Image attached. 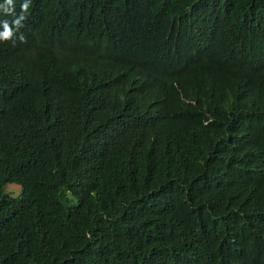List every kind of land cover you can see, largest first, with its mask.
<instances>
[{"label": "trees", "instance_id": "obj_1", "mask_svg": "<svg viewBox=\"0 0 264 264\" xmlns=\"http://www.w3.org/2000/svg\"><path fill=\"white\" fill-rule=\"evenodd\" d=\"M5 23L0 264H264V0H0Z\"/></svg>", "mask_w": 264, "mask_h": 264}, {"label": "clouds", "instance_id": "obj_2", "mask_svg": "<svg viewBox=\"0 0 264 264\" xmlns=\"http://www.w3.org/2000/svg\"><path fill=\"white\" fill-rule=\"evenodd\" d=\"M7 2L9 4H11V0H7ZM28 4L27 3H24L22 5V12H26L27 9H28ZM24 15H21L16 21H14V23L17 25V26H21L20 25V22L24 19ZM13 33L11 31V29L8 27L7 23L4 24V31L2 33H0V39H3V40H7V39H10L12 37ZM21 40L24 39V37L21 35L20 37ZM255 245L259 248H262L264 249V235H260L258 237H256L255 239Z\"/></svg>", "mask_w": 264, "mask_h": 264}, {"label": "rangeland", "instance_id": "obj_3", "mask_svg": "<svg viewBox=\"0 0 264 264\" xmlns=\"http://www.w3.org/2000/svg\"><path fill=\"white\" fill-rule=\"evenodd\" d=\"M4 190L10 192L12 196H17L19 193V186L17 184L6 183Z\"/></svg>", "mask_w": 264, "mask_h": 264}]
</instances>
